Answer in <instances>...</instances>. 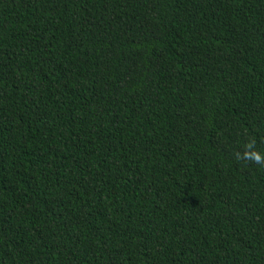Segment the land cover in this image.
<instances>
[{
  "label": "trees",
  "instance_id": "obj_1",
  "mask_svg": "<svg viewBox=\"0 0 264 264\" xmlns=\"http://www.w3.org/2000/svg\"><path fill=\"white\" fill-rule=\"evenodd\" d=\"M0 264H264V0H0Z\"/></svg>",
  "mask_w": 264,
  "mask_h": 264
}]
</instances>
